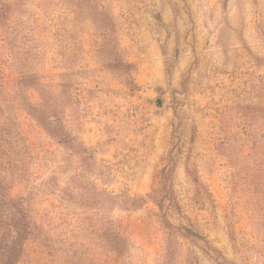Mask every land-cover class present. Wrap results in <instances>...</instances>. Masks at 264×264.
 Returning <instances> with one entry per match:
<instances>
[{
	"label": "rangeland",
	"instance_id": "rangeland-1",
	"mask_svg": "<svg viewBox=\"0 0 264 264\" xmlns=\"http://www.w3.org/2000/svg\"><path fill=\"white\" fill-rule=\"evenodd\" d=\"M9 199L15 264H264V0H0Z\"/></svg>",
	"mask_w": 264,
	"mask_h": 264
},
{
	"label": "trees",
	"instance_id": "trees-1",
	"mask_svg": "<svg viewBox=\"0 0 264 264\" xmlns=\"http://www.w3.org/2000/svg\"><path fill=\"white\" fill-rule=\"evenodd\" d=\"M130 68L131 66H127ZM167 160L170 162L173 160L172 158V152L170 151L167 155ZM174 170L170 169L168 167V164L164 167L162 173H161V189L159 190V195L161 202H164V200H172L173 196L171 191V186L168 187L167 184L171 182V178L173 177ZM10 202L13 205L15 214H14V223L13 228L16 232V242L15 244L7 250H4L1 252L0 255V264H15L20 257L22 253L23 243L27 239L29 230H30V224L26 217V212L23 210L22 206L19 204L18 200L9 199ZM138 200V199H137ZM133 200V201H137ZM160 207L162 208V203L160 204ZM187 232V230L185 229ZM188 233H191L188 231ZM196 235V234H195Z\"/></svg>",
	"mask_w": 264,
	"mask_h": 264
}]
</instances>
